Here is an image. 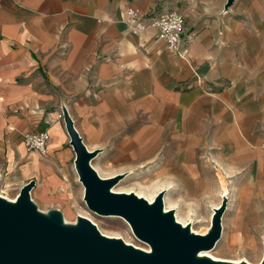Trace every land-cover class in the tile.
Returning a JSON list of instances; mask_svg holds the SVG:
<instances>
[{
  "label": "crops",
  "instance_id": "1",
  "mask_svg": "<svg viewBox=\"0 0 264 264\" xmlns=\"http://www.w3.org/2000/svg\"><path fill=\"white\" fill-rule=\"evenodd\" d=\"M173 1L163 0L164 9L156 0L5 1L0 186L18 196L35 180L31 196L44 211L84 208L66 110L105 179L148 174L168 197L210 206L237 187L243 211L234 242L256 253L253 234L264 232V0L173 7L194 36L186 58L156 30L134 33L120 17L128 3L151 16ZM43 131L51 134L46 152L28 149L25 135ZM263 255L264 240L256 263Z\"/></svg>",
  "mask_w": 264,
  "mask_h": 264
},
{
  "label": "water",
  "instance_id": "2",
  "mask_svg": "<svg viewBox=\"0 0 264 264\" xmlns=\"http://www.w3.org/2000/svg\"><path fill=\"white\" fill-rule=\"evenodd\" d=\"M234 2L227 0L225 10ZM64 117L76 152V169L85 187L86 206L100 215L124 217L152 251L105 235L86 216L67 223L61 210L45 212L32 199L36 181L31 180L22 186L15 201L0 195V264H249L203 255L222 237L227 197L215 208L206 234L193 232L191 226L176 219L174 209L166 211L165 190L152 203L135 192L115 191L113 187L122 175L101 177L91 164L97 152L88 150L66 110ZM260 264H264V257Z\"/></svg>",
  "mask_w": 264,
  "mask_h": 264
},
{
  "label": "rangeland",
  "instance_id": "3",
  "mask_svg": "<svg viewBox=\"0 0 264 264\" xmlns=\"http://www.w3.org/2000/svg\"><path fill=\"white\" fill-rule=\"evenodd\" d=\"M156 1L162 2V5L156 7L157 9H161V8L164 9L170 5L168 3L164 4L163 0H156ZM167 1H171V0H164V2ZM189 1H193V0H189ZM189 1L174 0L170 8L173 7L185 8L186 5H188ZM217 1L221 4L226 2V0H217ZM240 1L243 0H235L232 6L238 4ZM199 8L202 9L203 4H200ZM153 182L154 180H152V178L148 174H143L141 178H130L127 180L121 179L115 190L126 191V192L137 190L142 192V194L144 195H153L159 192V188H156V186L152 185ZM13 192L14 191L10 190L8 187L0 186V193L6 195L7 197H11V198L16 197ZM223 192H225L226 194H223L221 197H219L218 202L212 206H210L209 203L201 202V200L192 201V200L180 199V201H178V199L177 200L175 199L176 194H174V192L167 193L172 198L168 197L165 192L164 195L165 208L175 209V214L178 213L181 216V218H183V220L185 221H188L189 219H193V220L201 219V222H195V223L193 222V226L195 227L198 233L206 234L208 227L211 223V214L213 213L212 207L217 204L220 205L223 202L224 198L227 197L228 198L227 209L225 210L222 216V223L224 221V225H225V238H221L218 241V244H216V246L213 248L212 252L210 253L219 258L235 260V261L242 260L245 258L247 261L251 263L253 262L256 263L261 258L262 255L264 232L253 234L257 240L256 253L245 251L244 249H246L247 246H244L243 244H240L238 242H234L236 241V236L239 235L238 234L239 232L236 231L237 230L236 223L240 218L241 215L240 213L243 210L241 208L240 202L238 201V196L236 195V192H238L237 187L231 186V188H226V191ZM83 206L84 208L80 207L77 210H72L71 208H69L63 213L65 214L64 217H66L67 220L74 222L78 214H84L85 216L90 218L93 222H95L98 228L104 234L120 236L124 240L127 239L129 242H132L140 247H144V248L147 247V250H150V252L152 251V249L150 248L148 249V247H150L148 243L144 242L135 235L131 225L124 217L119 215H107V216L100 215L96 212L90 211L86 206L85 202L83 203ZM39 207L42 210L45 209L44 206L42 205H40Z\"/></svg>",
  "mask_w": 264,
  "mask_h": 264
},
{
  "label": "built area",
  "instance_id": "4",
  "mask_svg": "<svg viewBox=\"0 0 264 264\" xmlns=\"http://www.w3.org/2000/svg\"><path fill=\"white\" fill-rule=\"evenodd\" d=\"M5 1L0 0V8ZM121 19L128 24L134 33H140L149 29L157 32V37L164 41L173 52L186 58L189 53V44L193 41V34L185 35L186 15L179 8H169L154 15L145 16L139 7L128 3L120 12ZM187 43V45L185 44ZM51 134L48 131L33 132L25 135L24 141L28 149L46 152Z\"/></svg>",
  "mask_w": 264,
  "mask_h": 264
},
{
  "label": "bare ground",
  "instance_id": "5",
  "mask_svg": "<svg viewBox=\"0 0 264 264\" xmlns=\"http://www.w3.org/2000/svg\"><path fill=\"white\" fill-rule=\"evenodd\" d=\"M189 1V0H188ZM209 5H210V3H209ZM117 187V185L115 186V187H113V189L115 190V188ZM164 190H167V189H164ZM115 191H117V190H115ZM2 192H3V190H2ZM123 192H126V191H123ZM130 192H135L138 196H142V197H145L146 199H148L149 200V202H154V200H155V198H156V196H157V194L160 192H158L157 194H153V195H144V194H142V192H140V191H137V190H133V191H129V193ZM0 195L1 196H4V197H6V198H8V199H10V200H13V201H15V199H16V197L14 198V199H11V198H9V197H7L6 195H4V194H1L0 193ZM168 202V201H167ZM164 203H165V197H164ZM220 205H218L217 207H219ZM217 207H214L213 208V213L211 214V221H212V217H213V214H214V210H215V208H217ZM166 209V211H168V210H170V209H167V208H165ZM173 209V208H172ZM175 210V209H174ZM65 215V214H64ZM79 215H83V216H85L84 214H78L77 216H76V219H75V221L74 222H76L77 221V217L79 216ZM175 216H177L176 217V219L179 221V222H181L184 226H186V225H189V226H191V229H192V231L193 232H197V230L195 229V227L193 226V222L195 223V222H201V219H198V220H193V219H189L188 221H185V220H183V218H181V216L177 213V214H175ZM87 217V216H86ZM190 217V216H189ZM64 219H65V222H67V223H71V221H69V220H67V218L66 217H64ZM74 222H72V223H74ZM95 223V222H94ZM223 224V223H222ZM210 226H211V223H210V225H209V227H208V230H209V228H210ZM207 230V231H208ZM103 233V232H102ZM105 235H107V234H105ZM222 235H223V233H222ZM107 236H110V237H116V238H122V237H120V236H116V235H107ZM123 239V238H122ZM125 242H127V243H129V244H133V245H135V246H137V247H139V248H142V249H144V250H146V251H150V250H147V247L146 248H144V247H140V246H138V245H136V244H134V243H132V242H129L127 239H125ZM218 244V243H217ZM151 249V247H148V249ZM213 250V249H212ZM212 250H207V251H204L203 252V255H207V256H210V257H212V258H214V259H217V260H226V261H230V262H235V263H239V262H241V261H243V260H245V261H247L245 258L244 259H242V260H237V261H235V260H229V259H224V258H219V257H216V256H214V255H212L210 252H212ZM263 257H264V255H263ZM263 259V258H262ZM262 261V260H261ZM249 264H253V263H251V262H249V261H247ZM261 262H259L258 264H260Z\"/></svg>",
  "mask_w": 264,
  "mask_h": 264
}]
</instances>
